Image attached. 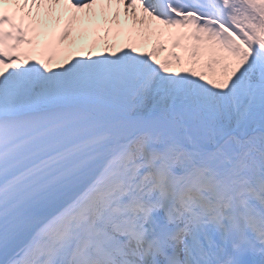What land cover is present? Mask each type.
<instances>
[{
  "label": "snow or ice",
  "instance_id": "6c2138e0",
  "mask_svg": "<svg viewBox=\"0 0 264 264\" xmlns=\"http://www.w3.org/2000/svg\"><path fill=\"white\" fill-rule=\"evenodd\" d=\"M0 264H264V0H0Z\"/></svg>",
  "mask_w": 264,
  "mask_h": 264
},
{
  "label": "rangeland",
  "instance_id": "374dc122",
  "mask_svg": "<svg viewBox=\"0 0 264 264\" xmlns=\"http://www.w3.org/2000/svg\"><path fill=\"white\" fill-rule=\"evenodd\" d=\"M155 43V42H154ZM166 44L168 45V48H170V44L166 42ZM183 51V49H182ZM181 51V55H184V52ZM162 55H160L161 57H163L166 53H161Z\"/></svg>",
  "mask_w": 264,
  "mask_h": 264
},
{
  "label": "bare ground",
  "instance_id": "6f19581e",
  "mask_svg": "<svg viewBox=\"0 0 264 264\" xmlns=\"http://www.w3.org/2000/svg\"><path fill=\"white\" fill-rule=\"evenodd\" d=\"M159 55H162L161 53H159Z\"/></svg>",
  "mask_w": 264,
  "mask_h": 264
}]
</instances>
